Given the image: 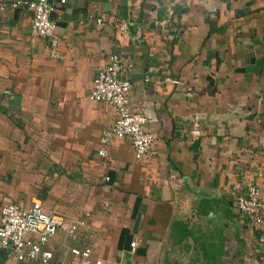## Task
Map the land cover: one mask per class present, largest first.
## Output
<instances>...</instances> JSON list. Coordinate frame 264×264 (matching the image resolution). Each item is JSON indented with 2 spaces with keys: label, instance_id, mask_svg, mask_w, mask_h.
<instances>
[{
  "label": "crops",
  "instance_id": "1",
  "mask_svg": "<svg viewBox=\"0 0 264 264\" xmlns=\"http://www.w3.org/2000/svg\"><path fill=\"white\" fill-rule=\"evenodd\" d=\"M2 1L0 206L84 218L66 244L94 240L113 263L264 264V223L236 206L256 182L264 219V0H54L58 59L30 39L31 12ZM112 53L131 62L151 157L128 138L97 153L116 111L87 94ZM0 264L37 263L2 251Z\"/></svg>",
  "mask_w": 264,
  "mask_h": 264
},
{
  "label": "built area",
  "instance_id": "2",
  "mask_svg": "<svg viewBox=\"0 0 264 264\" xmlns=\"http://www.w3.org/2000/svg\"><path fill=\"white\" fill-rule=\"evenodd\" d=\"M56 1L60 4L65 2V0ZM53 2L54 0H13L10 6L25 8L31 12L30 39H47L48 56L58 59L62 55L57 49L56 23L51 15L54 9ZM4 6L3 1L0 0V22ZM130 67L131 62L124 61L122 57L112 53L106 63L94 71L92 87L87 98L94 102L112 105L116 111L112 123L102 131L101 147L97 151L100 156L106 155L105 147L113 139L122 138L130 140L136 159L151 157L156 153V138L147 125V116L130 107L129 93L132 84L123 76V72ZM171 81L174 84L178 83L177 80ZM105 179L108 180L109 176ZM170 179L174 186H179L182 181L175 174ZM260 193V187L253 182L247 185L244 193L236 200L238 211L253 227L264 223ZM85 225L84 218L68 220L60 215L46 212L39 200L32 201L29 206L6 201L0 206V252L5 251L18 261L37 264H126V262L113 263L92 257L94 248L98 246L94 240L83 241V244H66L65 241L76 239L78 229ZM57 234H61L64 241L60 248L54 249L49 243ZM134 246L135 241H131L130 247ZM261 258H264V255Z\"/></svg>",
  "mask_w": 264,
  "mask_h": 264
}]
</instances>
